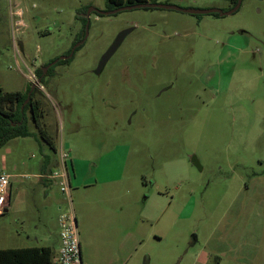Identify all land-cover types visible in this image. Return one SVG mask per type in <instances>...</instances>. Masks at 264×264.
Listing matches in <instances>:
<instances>
[{
	"label": "rangeland",
	"instance_id": "rangeland-1",
	"mask_svg": "<svg viewBox=\"0 0 264 264\" xmlns=\"http://www.w3.org/2000/svg\"><path fill=\"white\" fill-rule=\"evenodd\" d=\"M159 2L233 9L231 0ZM91 8L108 10L106 0H0V87L25 93L35 85L29 70L54 64L35 98L57 148L27 112L35 135L0 149V173L12 176L0 250L57 247L58 208L69 205L42 165L64 149L77 175L73 201L104 170L123 172L127 264H264V0L224 17L92 12L85 43L55 64L73 53Z\"/></svg>",
	"mask_w": 264,
	"mask_h": 264
},
{
	"label": "crops",
	"instance_id": "crops-1",
	"mask_svg": "<svg viewBox=\"0 0 264 264\" xmlns=\"http://www.w3.org/2000/svg\"><path fill=\"white\" fill-rule=\"evenodd\" d=\"M58 164V155L56 158L51 157L49 162L44 160L42 165L44 176L51 180L48 174L54 171ZM70 165L72 166L71 176L76 180L77 175L74 171V165L72 162ZM96 173L97 171L92 172L91 176L93 175L94 178ZM102 175L106 177L104 180H100V183L95 181L94 184L87 185L86 189L89 188L90 190L86 194L76 196L77 191L74 194L75 201L72 200V208L75 212L80 237L83 264H127L125 259L126 250L123 245L124 236H122V240H119L120 227L123 228L124 218L123 211L119 210L118 195L120 192L119 184L123 181L124 174L120 169L114 168L104 170ZM111 186L114 190H111ZM90 191L91 195H89ZM62 209V206L59 205V215L56 220L57 247H50L55 254L60 247L58 218Z\"/></svg>",
	"mask_w": 264,
	"mask_h": 264
},
{
	"label": "trees",
	"instance_id": "trees-1",
	"mask_svg": "<svg viewBox=\"0 0 264 264\" xmlns=\"http://www.w3.org/2000/svg\"><path fill=\"white\" fill-rule=\"evenodd\" d=\"M231 2L232 5L235 6L238 0H231ZM145 3H159V0H106L108 10H116L125 6ZM83 22L85 28L86 20L84 19ZM69 60H59L58 63L69 62ZM52 68L53 67H51L47 73L43 70H37L41 81L45 75L51 72ZM30 92L31 88H28L25 93L19 92L10 95L4 94L0 87V149L16 138H27L35 135L30 131L28 126L27 112H30L35 128L39 131L44 141L56 152L57 148L44 128L42 103L35 99L38 90H33L29 102L26 103ZM50 160V155L45 157V162H49ZM55 255L54 250L50 247L2 249L0 250V264H52Z\"/></svg>",
	"mask_w": 264,
	"mask_h": 264
},
{
	"label": "built area",
	"instance_id": "built-area-1",
	"mask_svg": "<svg viewBox=\"0 0 264 264\" xmlns=\"http://www.w3.org/2000/svg\"><path fill=\"white\" fill-rule=\"evenodd\" d=\"M29 71V81L32 84H38L36 68ZM71 162L69 152L61 149L58 167L49 176L66 196L69 205L68 210H61L58 218L60 247L53 258L52 264H83L78 226L75 212L72 208ZM11 182V175L0 173V215L5 213L9 207L12 188Z\"/></svg>",
	"mask_w": 264,
	"mask_h": 264
},
{
	"label": "water",
	"instance_id": "water-1",
	"mask_svg": "<svg viewBox=\"0 0 264 264\" xmlns=\"http://www.w3.org/2000/svg\"><path fill=\"white\" fill-rule=\"evenodd\" d=\"M242 2H243V0H238L236 6L232 10H230L228 12H223L221 10H189V9H183V8L175 6V5H169V4H164V3H145V4L134 5V6H125V7H122V8L116 9V10H111V11H101V10L96 9V8H91L87 12V18L88 19L90 18L92 12H96V13H98L100 15H116V14H118L120 12H123V11L136 10V9H164V10H174V11L189 13V14H193V15L218 14V15L224 17V16L232 15L233 13L237 12L240 9V7H241ZM88 29H89V20H88V23H87V32H88ZM133 31H134V29L126 30V31L122 32L117 37V39L115 40V42L113 43L111 48L102 57L101 62L99 64V67L96 70V72L98 74H100L103 71V69L105 68V66L109 62V60L118 51V49L120 48V46L122 45V43L124 42L126 37L130 33H132ZM78 46L79 45H77L76 47H78ZM75 48L73 49V52H74ZM72 56H73V53L68 58H63L62 60H68V59L72 58ZM56 63L57 62H55V64ZM52 65H54V64H52ZM32 89H34V87Z\"/></svg>",
	"mask_w": 264,
	"mask_h": 264
},
{
	"label": "flooded vegetation",
	"instance_id": "flooded-vegetation-1",
	"mask_svg": "<svg viewBox=\"0 0 264 264\" xmlns=\"http://www.w3.org/2000/svg\"><path fill=\"white\" fill-rule=\"evenodd\" d=\"M160 3V2H159ZM167 4H169V5H172L171 3H167ZM233 6V5H232ZM236 6V5H235ZM235 6H233V8L235 7ZM164 10V9H163ZM106 11H111V10H106ZM88 12V11H87ZM93 13H95V14H97V15H99V16H105V15H100V14H98V13H96V12H93ZM92 15V14H91ZM85 20H86V26H85V28L83 29V35L82 34H80V37H79V39H77L76 41H75V43H74V47H76L77 45H79L78 47H76L75 48V50H74V52H73V56H74V54H75V52L85 43V41H86V36H87V13H86V18H84ZM89 20V19H88ZM73 56H72V58H73ZM71 59V58H70ZM62 60V59H61ZM69 60V59H68ZM67 60V61H68ZM59 62V61H58ZM57 62V63H58ZM52 66H46V68L43 70L45 73H47V71L51 68ZM48 69V70H47ZM36 73H37V68H36ZM97 73V72H96ZM41 78H38V84H36V85H34L33 87H34V89H37V86L40 84V80ZM33 87H31V92L29 93V96H28V99H27V101H26V103H28L29 102V100H30V98H31V94H32V92H33V90L34 89H32ZM38 90V89H37ZM38 94V93H37ZM36 99V98H35Z\"/></svg>",
	"mask_w": 264,
	"mask_h": 264
}]
</instances>
